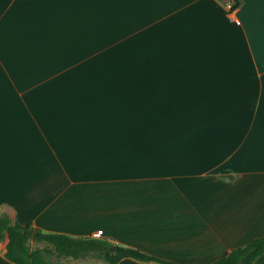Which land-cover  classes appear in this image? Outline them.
Here are the masks:
<instances>
[{"label":"crops","instance_id":"obj_1","mask_svg":"<svg viewBox=\"0 0 264 264\" xmlns=\"http://www.w3.org/2000/svg\"><path fill=\"white\" fill-rule=\"evenodd\" d=\"M216 1L0 0V216L182 264L263 235L264 0Z\"/></svg>","mask_w":264,"mask_h":264},{"label":"trees","instance_id":"obj_2","mask_svg":"<svg viewBox=\"0 0 264 264\" xmlns=\"http://www.w3.org/2000/svg\"><path fill=\"white\" fill-rule=\"evenodd\" d=\"M216 3L220 7L223 6L222 2ZM30 229L33 230V234L27 235L25 231ZM5 236H8L6 257L18 264H66L64 260L67 258L97 259L108 264H115L124 258L155 260L162 264H182L158 257L138 247L116 243L108 238L44 231L32 225H23L18 220L2 214L0 237ZM32 239L43 245L33 247L30 243ZM263 253L264 234L247 244L234 247L210 264H256L258 257Z\"/></svg>","mask_w":264,"mask_h":264},{"label":"rangeland","instance_id":"obj_3","mask_svg":"<svg viewBox=\"0 0 264 264\" xmlns=\"http://www.w3.org/2000/svg\"><path fill=\"white\" fill-rule=\"evenodd\" d=\"M30 243L32 244L33 247L36 246H41L43 244L37 243L35 242L33 239L30 240ZM66 264H82V263H90V262H102L101 260H97V259H91V260H76V259H72V258H67L66 260H64Z\"/></svg>","mask_w":264,"mask_h":264},{"label":"built area","instance_id":"obj_4","mask_svg":"<svg viewBox=\"0 0 264 264\" xmlns=\"http://www.w3.org/2000/svg\"><path fill=\"white\" fill-rule=\"evenodd\" d=\"M223 3H224V5L228 6L230 9H232L233 6H234V1L233 0H225V1H223ZM93 236L97 237V238H102L101 232H95L93 234Z\"/></svg>","mask_w":264,"mask_h":264},{"label":"water","instance_id":"obj_5","mask_svg":"<svg viewBox=\"0 0 264 264\" xmlns=\"http://www.w3.org/2000/svg\"><path fill=\"white\" fill-rule=\"evenodd\" d=\"M25 233H26L27 235H32V234H33V230H32V229H30V230H26Z\"/></svg>","mask_w":264,"mask_h":264}]
</instances>
